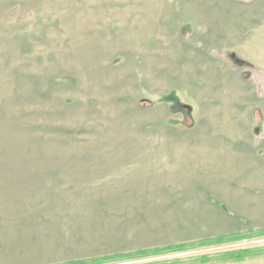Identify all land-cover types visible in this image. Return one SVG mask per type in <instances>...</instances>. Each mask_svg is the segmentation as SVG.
I'll use <instances>...</instances> for the list:
<instances>
[{
    "label": "rangeland",
    "instance_id": "rangeland-1",
    "mask_svg": "<svg viewBox=\"0 0 264 264\" xmlns=\"http://www.w3.org/2000/svg\"><path fill=\"white\" fill-rule=\"evenodd\" d=\"M264 264V0H0V264Z\"/></svg>",
    "mask_w": 264,
    "mask_h": 264
},
{
    "label": "trees",
    "instance_id": "trees-1",
    "mask_svg": "<svg viewBox=\"0 0 264 264\" xmlns=\"http://www.w3.org/2000/svg\"><path fill=\"white\" fill-rule=\"evenodd\" d=\"M243 253L241 252H237L235 253V256H233L230 260L226 261V262H221V263H206V264H227V263H240L242 261H244L246 259V257H244V255H242ZM68 264H88V262L86 261H76V262H70Z\"/></svg>",
    "mask_w": 264,
    "mask_h": 264
}]
</instances>
